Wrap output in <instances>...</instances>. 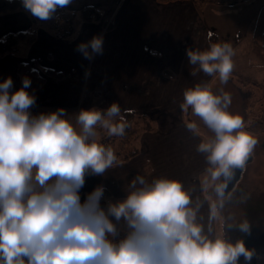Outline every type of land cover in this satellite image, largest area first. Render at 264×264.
Listing matches in <instances>:
<instances>
[{"label":"clouds","instance_id":"clouds-1","mask_svg":"<svg viewBox=\"0 0 264 264\" xmlns=\"http://www.w3.org/2000/svg\"><path fill=\"white\" fill-rule=\"evenodd\" d=\"M71 0H23L26 10L41 20L52 17ZM91 49V53L89 52ZM86 58L101 54L103 38L78 45ZM189 64L226 84L234 69V50L227 43H211L207 50H186ZM22 87L10 92L11 77L0 82V264H238L253 251L243 241L209 239L195 223L190 194L180 181L156 179L148 184L137 176L126 198L101 205L104 185H97L81 201L86 176H103L118 163L111 146L98 139V129L121 137L129 126L118 103L106 109H81L75 119L63 108L33 116L36 97ZM230 95H215L208 84L186 89L182 110L215 133L198 151L207 153L211 167L202 181L223 197L233 170L242 167L256 139L244 131L241 116L227 111ZM196 131L195 123H188ZM140 185V187H137ZM213 216L216 205H212ZM116 222L129 231L116 240ZM247 232L249 225H240Z\"/></svg>","mask_w":264,"mask_h":264},{"label":"rangeland","instance_id":"rangeland-1","mask_svg":"<svg viewBox=\"0 0 264 264\" xmlns=\"http://www.w3.org/2000/svg\"><path fill=\"white\" fill-rule=\"evenodd\" d=\"M110 2L108 0L104 4V17L116 23L117 28L121 31L125 29L134 31L143 16L150 18L152 17L150 15H153L155 19L160 20L159 31L156 34H148L142 41L143 44L138 45L140 46L138 50L134 41L138 34L121 32V36L111 35L112 40L106 42H108V47L114 49L115 59L122 53L149 50L160 58L161 68L165 65L171 67L168 69H172V73H176L177 80L175 82L165 79L160 72L150 77L153 84L150 87L161 84L160 86L164 87V92L168 95L163 104L161 101V103L157 102L147 108L148 112L152 114L159 109L170 111V113L168 112L170 114L169 122L164 121V125L161 124L163 133L168 132L169 128L174 125L172 122L180 120L186 126L188 123H195L197 130L192 131L205 142L215 139V133L198 116L192 114L191 107L186 112L182 110L183 95L175 98L169 97V86L186 80L189 82L188 86L192 85L191 87L197 83L202 86L210 85L215 95L223 96L224 93H228L231 102L227 106V111L241 116L244 122L243 129L234 130V133L244 131L256 139L257 142L251 152L252 159L246 164L240 181L228 195L222 198L218 197L214 185L206 191L203 189L202 181L207 173L199 178H201L200 187L203 189L208 211L212 212V205H216L214 220L217 222V227L219 226L217 237H223V226L224 233H227L226 226L228 224L241 225V222H247L251 225L253 223L255 237L260 242L253 247L256 250L253 251L250 248L254 253L252 258L246 260L244 256H240L238 264H264V61L252 53L253 42L259 34L258 14L264 6V0H236L234 3H229L228 0L214 3L209 0H121L116 7L110 6ZM101 23L103 24V22ZM30 31L38 32L37 25L33 26ZM224 42L229 43L234 50V69L228 82L221 84L218 78L209 77L200 71H197L196 76H192L191 72L197 66L189 64L186 50L192 48L204 51L209 48L211 43ZM22 45L20 53L22 56H26L24 51L27 48L24 44ZM120 49L121 54L118 51ZM38 50H42V48ZM115 59L108 63L110 67L116 65ZM93 62L87 72L83 94L84 100L90 102L89 109H106L115 102L119 104L121 113L129 110L126 107V101L130 95H137L139 92L137 85L126 78H119L116 70L113 71L114 68L110 71L106 70L105 62L98 63L96 59ZM121 68L126 70L127 64ZM139 105H144V103ZM58 108H47L48 111L45 113ZM63 109L74 120L75 114L83 108L82 106L76 108L69 106ZM142 112L138 113L143 114ZM134 127L136 133L129 137L134 147L130 143L123 149V154L135 147H141V142L146 137V135L142 136L145 122L141 117H135ZM105 138H109L106 132L98 129L99 141L106 146L114 147L116 150L114 152L117 154L118 149L122 148L123 141L116 137L114 142L105 140ZM139 160L140 158L136 162ZM130 166L117 165L107 170L106 183L115 184L117 178L118 181H126L132 175L129 170ZM119 200L122 199L107 198L106 203L101 202V205L106 207L108 202ZM113 222L117 225L116 240L118 241L124 238L129 229L123 219L116 222L113 218ZM223 239L226 240V237Z\"/></svg>","mask_w":264,"mask_h":264},{"label":"crops","instance_id":"crops-1","mask_svg":"<svg viewBox=\"0 0 264 264\" xmlns=\"http://www.w3.org/2000/svg\"><path fill=\"white\" fill-rule=\"evenodd\" d=\"M106 2H108V0H71L67 6L58 7L52 16H54L59 9L71 12L79 10L87 5L99 7L104 14V4ZM109 2L110 6L116 7L121 0H109ZM150 16L152 17L143 16L134 31L131 29L121 31L117 28L116 23L111 20L109 21L113 23V29L107 30L104 23L108 19L105 17L103 21H101L103 24L101 22L79 21L77 24V31L73 37L59 38L51 30L42 27L43 22L46 20L38 19L35 16L31 17L25 10L19 9L1 14L0 38L7 33L30 31V29L36 25L39 31L37 32V39L33 43H20L16 52L0 56V82L11 77L13 87L10 89V92H15L21 88L22 83L17 72L18 63L21 61L31 64L36 62L39 70L51 68L55 71L65 73L66 76L63 79L48 78L44 86L38 90L27 89L30 94L36 97L35 105L29 110L33 116H36L48 111L47 108H67L69 106L76 108L82 106L83 109H89L90 102L84 100L83 94L90 65L94 63L93 61L96 59L98 63H106V70L110 71L114 68L113 71L116 70L115 72L119 78H126L137 85V91L140 92H138L137 95L132 94L129 96L128 101H126L127 109L137 111V116L141 117L142 120L143 115L149 118L152 129L147 130L145 128L143 131L142 136L146 135V137L141 142L139 153L136 156L114 165H131L129 167V170L132 172L131 177L126 181H118L117 178L115 184L111 182L107 184V173L99 177L87 176L85 185L80 190L81 201L83 202L87 194L97 185H104L107 191V194L104 193V195L107 196L101 201L103 203H106L107 198L116 200L126 198L130 191L128 185L129 181L138 174L145 165H149L150 172L146 182L151 184L154 180L161 178L180 181L183 188L190 194L191 203L189 207L196 212L195 223L202 227L203 235L214 240L217 237V229L219 226L217 227V222L214 220L213 213L208 211L209 209L203 196L204 188L201 189V178H199L201 175L204 176L207 173V169L211 167L207 161L208 154L198 151V145L205 141L186 125L181 123L180 120L175 122L170 121L174 123V125L169 128L168 132L163 133L161 124L163 123L164 125V121H167L166 123L169 122L170 114H168V112L170 113V111L159 109L152 114L147 110L149 106H153L157 102L161 103L162 101L163 104L168 96L164 92V87L160 86L161 84H158L156 87H150L151 85L153 86L150 77L160 72L165 79L175 82L177 80L176 73L173 71L174 73L171 76H166L164 74L165 69L171 67L164 65L161 68L162 61L155 53L149 50L121 54V48L118 50L121 54L120 57L115 59L114 56L116 53L113 52L114 49L112 50V48L107 46L108 42L106 41L112 40L111 35L115 34L114 36H121L122 33H132L138 34L136 36L137 39L134 41L135 45L137 44L136 49H140L138 45L143 44L142 41L148 34H156L159 31L158 24H160V20H158V18L155 19L153 15ZM112 32L114 33L112 34ZM95 36H101L103 38V51L101 54L92 53L89 59L78 50V45L88 43ZM120 43L119 45H121ZM22 44L27 48L24 51L26 52V56H22L20 53V46H23ZM39 48H42V50H38ZM89 52L91 53L90 48ZM114 59L116 65L110 67L108 63H111ZM44 62H47V64H44ZM124 64H127L128 69L126 68V70H123L121 68ZM187 83L189 82L186 80L174 84L169 83L171 84L168 92L169 97H181L184 91L192 86H188ZM141 103H144V105H139ZM141 111H143V114L138 113ZM138 158H140V160L136 162ZM222 230V238H224V226ZM252 250L254 251L256 248Z\"/></svg>","mask_w":264,"mask_h":264},{"label":"trees","instance_id":"trees-1","mask_svg":"<svg viewBox=\"0 0 264 264\" xmlns=\"http://www.w3.org/2000/svg\"><path fill=\"white\" fill-rule=\"evenodd\" d=\"M25 10L31 17H34L30 11L26 10L23 6V0H0V15L8 12L16 11V10ZM104 14L102 10L93 5H87L83 8L67 12L62 9H59L57 13L52 16L50 19H47L43 22L44 27L51 30L55 33V35L59 38H71L75 35L77 31V24L79 21L81 22H101L103 21ZM104 25H106L107 30L113 29V23L109 20H106ZM258 28V36L253 42L252 53L264 61V6L261 8L258 14L257 21ZM37 39L36 31H20L17 33H7L2 38H0V56H3L7 53L16 52L17 47L20 43H28L31 44ZM17 72L22 83V80L27 77L31 81V86L28 89L38 90L44 86L48 78H57L63 79L66 74L63 72L55 71L51 68H44L39 70L38 64L34 62L33 64L21 61L18 63ZM164 74L166 76H171L173 73L170 72L168 68L165 69ZM100 109V108H96ZM103 110V109H101ZM125 115V118L129 124V126L125 130V134L121 137L113 136L109 138H105V140H112L114 142L115 137L119 138L123 141L122 148L118 149L116 156H118V163L124 162L129 158L136 156L139 153V147H135L131 151L125 152L123 154V149L128 146L130 143V136L136 133V129L134 127V120L137 116V111L135 110H127L122 113ZM143 121L145 122V128L147 130L152 129V124L150 120L146 116L143 117ZM111 141V142H112ZM108 146V145H107ZM134 147V145H133ZM112 149L116 152L115 148ZM120 157V158H119ZM122 157V158H121ZM252 158L251 153L247 157L248 161ZM150 172L149 165H145L138 174H136L128 183H132L133 180L137 176H142L145 181ZM140 187V185H137ZM107 191L105 190V194ZM245 223V222H241ZM247 223V222H246ZM248 224V223H247ZM249 229L247 232L241 231L240 225H232L228 224L226 226L227 233L225 232L226 241L235 244L237 241H243L247 249L255 247L260 241L255 237V230L253 231V223L248 224ZM252 227V229H251Z\"/></svg>","mask_w":264,"mask_h":264},{"label":"water","instance_id":"water-1","mask_svg":"<svg viewBox=\"0 0 264 264\" xmlns=\"http://www.w3.org/2000/svg\"><path fill=\"white\" fill-rule=\"evenodd\" d=\"M246 163H247V159L245 160L244 165L242 167H237L233 170L232 177L230 180L225 182L222 177L221 180L218 182V183H226L223 197L228 195L236 187L237 183L240 181L243 175Z\"/></svg>","mask_w":264,"mask_h":264},{"label":"flooded vegetation","instance_id":"flooded-vegetation-1","mask_svg":"<svg viewBox=\"0 0 264 264\" xmlns=\"http://www.w3.org/2000/svg\"><path fill=\"white\" fill-rule=\"evenodd\" d=\"M209 1L214 3L216 1H222V0H209ZM234 1H236V0H228L229 3H234ZM238 1H241V0H238Z\"/></svg>","mask_w":264,"mask_h":264}]
</instances>
